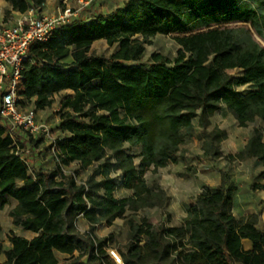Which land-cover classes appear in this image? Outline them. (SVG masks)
<instances>
[{"label": "trees", "instance_id": "16d2710c", "mask_svg": "<svg viewBox=\"0 0 264 264\" xmlns=\"http://www.w3.org/2000/svg\"><path fill=\"white\" fill-rule=\"evenodd\" d=\"M7 13L42 9L46 0H3ZM243 0H127L108 16L90 23L72 21L54 30L46 44L29 48L20 97L37 112L52 106L53 96L66 90L72 96L60 102L54 141L55 166L51 172L28 174V162L16 154L22 145L0 126V209L7 198L15 202L9 214L15 227L34 235L14 234L9 247L0 242V264H58L57 254L74 258L73 264H112L105 239L94 231L112 225L145 208L163 207L165 192L145 181L147 171L177 163V153L193 129L207 128L221 105L239 127L264 123V11ZM245 24L250 29L228 24ZM178 34L176 55L152 54L146 65L144 43L156 35ZM141 38V40H138ZM116 46L109 58L93 56L94 41ZM70 58L69 63L65 59ZM239 72L238 76L230 74ZM29 137V136H28ZM226 138L215 129L202 146L203 155L216 159L217 145ZM29 142L35 146L41 139ZM137 148L138 162L125 151ZM254 159L264 181V141L253 130L244 148L232 156ZM91 172L83 182L71 164ZM130 190L123 199L117 188ZM251 190H264V182ZM235 185L221 180L216 188L204 186L195 204L183 206L180 226L155 227L147 219L129 226L123 264H264V231L256 229L259 214H250L237 226L231 213ZM87 223L77 231V218ZM249 240L251 251L242 250ZM77 254V255H75Z\"/></svg>", "mask_w": 264, "mask_h": 264}, {"label": "rangeland", "instance_id": "374dc122", "mask_svg": "<svg viewBox=\"0 0 264 264\" xmlns=\"http://www.w3.org/2000/svg\"><path fill=\"white\" fill-rule=\"evenodd\" d=\"M127 0H94L93 3L85 8H81L78 12L76 22L90 23L97 16H108L115 13L117 9L123 7ZM75 2V3H74ZM242 3L248 7L257 10L258 12L264 11V0H243ZM70 8L76 10L78 7L75 0H70ZM9 6L3 0H0V23L11 22L13 15L7 13ZM229 27L246 28L250 29L249 25L245 24H228ZM254 41L264 47V41L256 36L253 31L250 32ZM178 34H168V36L156 35L144 43V56L139 62H127L126 65L139 66L148 64L152 54H160L168 59L175 57L177 45L173 39ZM138 40H141L139 38ZM116 46H108L105 41L97 40L91 46L90 53L93 56L109 58L113 53ZM70 58L65 59V63H69ZM230 74L238 76L239 72L233 70ZM73 92L66 90L53 96L52 106L44 110L36 112L38 120L45 124L50 132V138L43 140L40 144L35 146L29 142L30 137L27 134L19 133L18 140L20 141L24 152H27L28 174L32 175L33 172H51L54 169V152L53 144L57 138H61L63 134L58 130L60 123V101L67 96H72ZM31 106L30 104H25ZM215 129L223 130L226 133V138L217 145L218 157L213 159L203 155L202 146L208 142V135ZM261 130L262 138H264V123L255 121L248 124L245 128L237 125L235 118L230 112H227L224 105L215 111V114L210 118L209 126L201 128L197 126V120L193 121V129L190 131L189 136L186 137L185 143L180 147L177 153V163L169 164L164 168H159L157 171H147L145 181L148 186L159 187L165 192L167 203L163 207L158 208H145L135 214H129L126 219H116L112 225L106 226L104 223L96 227L94 234L97 239H105L104 249L107 252L110 263L117 264L109 256L108 252L113 251L119 259L126 251L127 237L129 226L127 220L132 219L138 223L140 219L147 218L152 225L158 227L165 225L166 227L178 225L182 220L183 206L189 205L194 199V196L206 183H216L219 178L221 180L236 177L241 185V193L245 194L251 191L249 183L264 182L260 179L262 167L254 159H245L240 161L237 158L233 159L232 156L240 152L245 144V140L252 133L253 130ZM126 153L128 152L138 162L137 155L139 150L137 148H130L125 146ZM89 169H79L77 164H71L65 172L69 174L74 172L77 175V181L83 182L88 174L91 172ZM165 177L170 178L165 182ZM130 190H123L120 187L115 192L116 198H127L131 195ZM15 202L7 198V203L4 208L0 209V242L4 249L9 247L8 238L14 234L24 238H32L34 235L22 231L20 228L15 227L9 216L11 209L14 207ZM77 231L84 234L88 226L80 218L76 222ZM77 255V254H75ZM2 260V257L0 258ZM58 264H73L74 258L57 254Z\"/></svg>", "mask_w": 264, "mask_h": 264}, {"label": "built area", "instance_id": "2783aa9c", "mask_svg": "<svg viewBox=\"0 0 264 264\" xmlns=\"http://www.w3.org/2000/svg\"><path fill=\"white\" fill-rule=\"evenodd\" d=\"M93 1L76 0L78 8L72 10L64 0L63 9L49 15L43 14L40 8H30L17 13L11 22L0 23V126L14 144L17 135L23 132L32 140L41 139L43 142L50 138L48 127L38 120L33 106L25 105L19 95L29 48L35 43L46 44L54 30L74 21L79 10ZM26 153L19 148L16 150L23 161L27 159ZM108 254L114 262L123 264L113 251Z\"/></svg>", "mask_w": 264, "mask_h": 264}, {"label": "crops", "instance_id": "0c3cea01", "mask_svg": "<svg viewBox=\"0 0 264 264\" xmlns=\"http://www.w3.org/2000/svg\"><path fill=\"white\" fill-rule=\"evenodd\" d=\"M62 1H64V0H46V2L44 3V5L42 7V13L46 14V15L55 14L59 9H63ZM67 1H68V5H70L69 4L70 0H67ZM16 14L17 13H14V12L10 13V15H13V16H16ZM249 136H248V138H249ZM247 139L245 140V144L247 142ZM262 140L264 141V138H262ZM245 144L243 145V148H244ZM262 171L263 170L261 169V172ZM220 183H221V178H219L216 183H206V185H202V188L204 186H207L210 188H216L217 185H219ZM231 183L233 185H235V187H236V189L233 191L232 196H231V200H232L231 213L234 216L236 225L237 226L244 225L250 214H259L260 217H259V220L256 224V229H258L261 232L264 231V190H261V191L260 190L252 191L251 190L248 193L246 192L245 194H242L241 193V185L238 182L236 177L229 178L228 184H231ZM261 183H263V182H261ZM251 184L249 183L250 187H251ZM202 188L194 196V199L192 200L191 203H189V205L195 204V202H196L195 199L198 196V194L202 191ZM121 189H123V188H121ZM123 190H125V189H123ZM129 196L130 195H128L127 197H129ZM118 199H123V198H118ZM181 216H182V220H183L185 218V214H182ZM80 219H82V218H80ZM182 220L178 225H175V226L176 227L180 226L182 223ZM169 227H174V226H169ZM26 232H28V231H26ZM28 233H30V232H28ZM27 239H31V238H27ZM240 244L242 245V250L244 252L251 251L253 248V246L249 240L242 239ZM1 257H2V260H0V262H3L4 257L0 256V258Z\"/></svg>", "mask_w": 264, "mask_h": 264}, {"label": "clouds", "instance_id": "9594fccd", "mask_svg": "<svg viewBox=\"0 0 264 264\" xmlns=\"http://www.w3.org/2000/svg\"><path fill=\"white\" fill-rule=\"evenodd\" d=\"M170 180V178L165 177V182H168Z\"/></svg>", "mask_w": 264, "mask_h": 264}, {"label": "bare ground", "instance_id": "6f19581e", "mask_svg": "<svg viewBox=\"0 0 264 264\" xmlns=\"http://www.w3.org/2000/svg\"><path fill=\"white\" fill-rule=\"evenodd\" d=\"M116 257H117V255H116ZM118 258V257H117Z\"/></svg>", "mask_w": 264, "mask_h": 264}]
</instances>
